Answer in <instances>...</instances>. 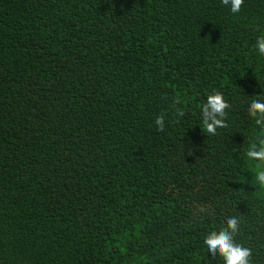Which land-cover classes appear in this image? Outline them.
<instances>
[{
    "label": "trees",
    "instance_id": "trees-1",
    "mask_svg": "<svg viewBox=\"0 0 264 264\" xmlns=\"http://www.w3.org/2000/svg\"><path fill=\"white\" fill-rule=\"evenodd\" d=\"M261 36L264 0H0V264H224L230 217L264 264Z\"/></svg>",
    "mask_w": 264,
    "mask_h": 264
},
{
    "label": "clouds",
    "instance_id": "clouds-1",
    "mask_svg": "<svg viewBox=\"0 0 264 264\" xmlns=\"http://www.w3.org/2000/svg\"><path fill=\"white\" fill-rule=\"evenodd\" d=\"M226 6H230L233 13L239 12L244 0H222ZM256 49L260 55H264V36L256 40ZM230 107L223 94L214 91L207 96V101L203 104L201 112L203 115V131L207 134L215 135L218 128L227 127L225 122L226 110ZM178 115L183 117L185 112L182 108L176 109ZM248 113L252 117H261L256 120V124H264V101L253 100L248 108ZM159 131L164 130L163 117H157L155 121ZM264 133V129H262ZM247 157L252 161H258V169L255 173V185L264 187V135L256 143H252L246 150ZM239 231V220L230 217L226 221V227L218 232L213 231L204 240L208 251L213 257L217 254L223 258L224 264H251L252 250L235 241V235Z\"/></svg>",
    "mask_w": 264,
    "mask_h": 264
}]
</instances>
